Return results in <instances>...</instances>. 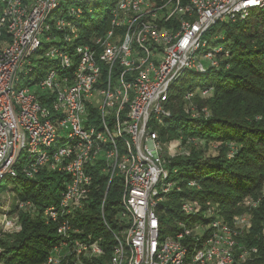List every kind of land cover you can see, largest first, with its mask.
Listing matches in <instances>:
<instances>
[{
	"label": "built area",
	"instance_id": "obj_1",
	"mask_svg": "<svg viewBox=\"0 0 264 264\" xmlns=\"http://www.w3.org/2000/svg\"><path fill=\"white\" fill-rule=\"evenodd\" d=\"M102 1L0 0V183L43 170L66 176L58 202L43 212L59 238L43 264L244 263L256 248L238 238L248 233L264 187L256 198H243L245 211L230 220L189 199L173 214L168 201L183 180L172 162L203 142L181 136L164 142L158 129L171 118L168 104L180 76L217 69L226 57L210 43L218 36L214 26L264 10V0H116L106 27L81 40L78 24ZM44 60L54 67L25 83ZM209 94L186 91L184 115L209 117L195 98ZM226 146L229 159L235 148ZM211 147L217 152L214 143L206 152ZM92 170L108 178L97 235L96 227L74 223L91 201ZM116 177L120 204L109 220L103 205ZM185 187L200 189L195 179ZM33 208L10 187L0 192V257L2 241L21 230L19 214Z\"/></svg>",
	"mask_w": 264,
	"mask_h": 264
},
{
	"label": "trees",
	"instance_id": "obj_2",
	"mask_svg": "<svg viewBox=\"0 0 264 264\" xmlns=\"http://www.w3.org/2000/svg\"><path fill=\"white\" fill-rule=\"evenodd\" d=\"M116 0H103L97 13L86 16L78 24L81 40L105 28L108 11ZM60 12H64L65 3ZM102 8V10H100ZM217 39L210 40L214 46L223 47L220 67L210 69L204 74L187 71V75L203 76V82L181 75L174 84L170 95L171 118L165 126L158 129L161 141L181 136L196 137L203 147L191 149L186 157L175 158L171 166H177V179H182L180 192H173L168 204L173 214H178L179 201L196 200L203 208L214 207L224 218L245 211L239 203L245 197H257L264 187V10H251L248 16L233 23L217 24ZM222 54V55H221ZM225 65L228 68L225 69ZM54 64L39 62L35 72L24 76L23 80L35 82L44 71ZM32 78L33 80H29ZM190 81V83H188ZM198 86L209 89L208 97L196 98L199 107L205 106L210 112L207 118L191 119L184 115L181 96ZM23 85V84H22ZM218 144L216 155H206L209 144ZM231 144L235 150L231 158L226 151ZM195 179L200 189L186 188L185 182ZM66 176L43 170L35 178L26 179L18 175L14 180L15 190L20 199L30 200L34 205L32 213H20L21 230L9 240L2 241V264H43L49 251L58 243L53 223L43 218L44 209L57 203L64 189ZM93 190L86 211L74 219L77 225L86 230L96 227L95 235L101 232L99 211L106 191L108 178L92 170ZM121 180L114 178L107 188L103 210L107 219L119 209ZM251 227L245 235L238 238L246 247L256 248L247 261L242 264H264V198L250 211Z\"/></svg>",
	"mask_w": 264,
	"mask_h": 264
},
{
	"label": "rangeland",
	"instance_id": "obj_3",
	"mask_svg": "<svg viewBox=\"0 0 264 264\" xmlns=\"http://www.w3.org/2000/svg\"><path fill=\"white\" fill-rule=\"evenodd\" d=\"M100 10H102V8H100ZM97 12H98V9H96L94 13H97ZM94 13H93V17H95ZM215 32L218 33V30L215 29ZM200 57H201L200 58V62L201 63H206V60L203 58V56H200ZM183 75L188 76L190 79L191 78L195 79L196 82L198 81L199 84L203 82V76H200V75L193 76V75H190V74L187 75V73H183ZM188 83H190V81ZM178 84H180L179 81H178ZM194 87H195L196 92H198L199 89H200L198 84L196 86H194ZM35 89H36V86H31L30 87V91H35ZM206 153L209 154V155H212V154L215 155L217 152L214 150V148L211 147ZM13 180L14 179H12V180L11 179L2 180L1 183H0V192L4 191L6 189V187L15 188V184H14ZM13 191L20 197V195L15 190H13Z\"/></svg>",
	"mask_w": 264,
	"mask_h": 264
}]
</instances>
